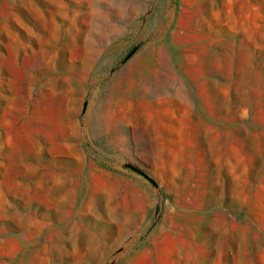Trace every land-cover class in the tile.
<instances>
[{
    "label": "rangeland",
    "instance_id": "obj_1",
    "mask_svg": "<svg viewBox=\"0 0 264 264\" xmlns=\"http://www.w3.org/2000/svg\"><path fill=\"white\" fill-rule=\"evenodd\" d=\"M0 264H264V0H0Z\"/></svg>",
    "mask_w": 264,
    "mask_h": 264
}]
</instances>
